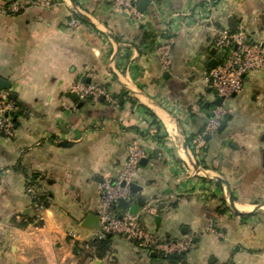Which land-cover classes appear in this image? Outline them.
I'll return each mask as SVG.
<instances>
[{
  "label": "crops",
  "instance_id": "crops-1",
  "mask_svg": "<svg viewBox=\"0 0 264 264\" xmlns=\"http://www.w3.org/2000/svg\"><path fill=\"white\" fill-rule=\"evenodd\" d=\"M44 1L7 14L0 0V77L21 106L13 136L0 135V264H264V68L225 100L228 119L203 151L190 145L217 107L211 49L226 30L264 43V0H151L139 16L113 0ZM73 10L86 17L70 27ZM76 83L103 87L104 98L75 100ZM124 89L134 102L118 99ZM132 145L146 157L127 210L152 203L160 226L143 215L146 229L192 237L181 261L119 234L102 258L75 252L73 234L92 239L84 223L97 214L100 184L118 177ZM31 175L46 198L39 224L25 191Z\"/></svg>",
  "mask_w": 264,
  "mask_h": 264
},
{
  "label": "built area",
  "instance_id": "built-area-1",
  "mask_svg": "<svg viewBox=\"0 0 264 264\" xmlns=\"http://www.w3.org/2000/svg\"><path fill=\"white\" fill-rule=\"evenodd\" d=\"M24 0H12L2 11L13 14L19 11ZM118 8L127 9L135 16L139 12L135 9L136 0H113ZM44 3L49 5V0ZM71 12L68 24L75 27L78 20ZM215 47L223 51V56L218 65L210 69L207 76V84L213 90L216 97L223 99V104L233 94L242 91L244 79L247 74L264 68V43L251 42L242 31L228 33L224 31L216 41ZM159 61L163 67L170 63V47L168 44L159 48ZM73 93L80 100L89 97H97L105 94L103 87L94 84L76 83L72 87ZM17 106L9 98L7 90H0V135L10 138L14 134V120L10 113H15ZM227 115V110L223 105L217 106L213 110V115L209 117L204 130L193 139L196 155L202 152L204 137L215 132L222 119ZM146 157V152L138 145L130 146L127 158L123 167L115 180L105 178L100 184V205L97 210L99 219V230H94L92 238H102L107 234H119L125 236L133 242L136 248L147 253H156L162 257L184 253L193 247V239L187 236L179 240H166L160 238L156 233L146 229L141 218L143 215L154 216L157 208L152 203L143 205L139 211L132 213L129 210L123 212L116 211L115 207L120 199L131 201L132 191L130 184L134 180L136 170L142 159ZM125 182L124 185L121 183ZM26 195L29 199L31 221L39 224L43 221V213L46 208L44 201L40 198L38 191L33 186L26 184ZM73 237L82 240L80 246L85 249L90 248L88 240H83L80 233H74Z\"/></svg>",
  "mask_w": 264,
  "mask_h": 264
},
{
  "label": "water",
  "instance_id": "water-1",
  "mask_svg": "<svg viewBox=\"0 0 264 264\" xmlns=\"http://www.w3.org/2000/svg\"><path fill=\"white\" fill-rule=\"evenodd\" d=\"M69 1L71 2V4H72L74 7H76V4H75V1H74V0H69ZM150 2H151V0H138L137 4H136V6H135V9H136L139 13H143V12L145 11L147 5H148ZM81 15H82L83 17H86L84 14H81ZM211 53L213 54V58H211L210 60H208V61L206 62V63H207V66H208L209 69H213L214 67H216V66L218 65L219 61L221 60L222 56H223V51H222V50H219V51H218L216 48H212V49H211ZM10 86H11L10 82H8V81L5 80L4 78H1V77H0V90H7V91H9V90H10ZM73 97H74L75 100H78V96H77L76 94H74ZM9 98H10L11 100L15 101V99H16V95H15L13 92L9 91ZM99 98H100V99H103V98H104V95H101ZM214 104H215L216 106L223 105V107H224L225 109H227V106L223 104V99H222V98L217 97V98L215 99V101H214ZM10 115L13 116V120L16 119V115H15L14 113L11 112ZM212 115H213V112H211V113L209 114V116H212ZM227 119H228V116H225V117L222 119V122H221V124H220V126H219V130H221V129L224 127V125H225ZM141 162H144V159L141 160ZM121 184L124 185L125 182H122ZM130 189H131V191H132L133 193H136V192L140 189V187H139L136 183L132 182V183L130 184ZM229 202H230V206L233 208V210L236 211V208L234 207V201H233V199H232L231 197L229 198ZM119 204H120V206H121L122 208H124V209H127V208L129 207V203H128V201H126V200H124V199H120V200H119ZM138 209H139L138 206H133V207H130V208H129L130 212H132V213H136V212L138 211ZM160 221H161V217L158 216V215H155V216H154V223H155V225H156V229H155L156 231H158V229H159ZM84 226H85L86 228H88V229H91V230H99V229H100V226H99V219H98V216H97L96 214H89V215L86 217V220H85ZM109 235H111V234H109ZM194 241H196V240H194ZM154 255H155V254H154ZM213 262H214V261H213ZM216 264H218V263H216Z\"/></svg>",
  "mask_w": 264,
  "mask_h": 264
},
{
  "label": "trees",
  "instance_id": "trees-1",
  "mask_svg": "<svg viewBox=\"0 0 264 264\" xmlns=\"http://www.w3.org/2000/svg\"><path fill=\"white\" fill-rule=\"evenodd\" d=\"M3 1H5V5L4 6L6 7L12 0H3ZM73 15L78 21H84L82 15L79 12H73ZM237 31L238 30H228L227 32L228 33H236ZM128 94H129V92L124 89L118 99L119 100H124L123 96H128ZM128 98L132 102H134L133 99L130 98L129 96H128ZM14 103L17 106V110L15 111V113L19 114L20 113L19 108H21L20 103L17 102L16 100L14 101ZM147 112L152 117L153 122L158 126V122H156L154 114L152 112H150L149 110ZM190 141H191L190 143H192L193 139H191ZM190 145L192 146L193 149L195 148L194 143L190 144ZM202 151H203V147H202ZM36 179H37L36 175H31V176L27 177V184L33 186L34 188H37ZM36 190L38 191V189H36ZM38 193H39L40 198L44 201L45 206H46L45 194L41 193L40 191H38ZM141 205H143V204H141ZM120 208H121L120 205H117L115 207L116 211H118V212L120 211ZM244 216H247V215L244 214ZM112 235L113 234H111V235L107 234V235H105L102 238H92V239H90L88 241V243L90 244V248L89 249H85V248H82L81 246H78V247L75 248V252L77 254L85 253L86 256H88V257L96 256V257L102 258L111 249ZM157 255H159V254H157ZM160 257H162V256H160ZM162 258L168 259V260H170L172 262H177V261H181L184 258V253L182 252V253H179V254H171V255H168V256H165V257H162Z\"/></svg>",
  "mask_w": 264,
  "mask_h": 264
}]
</instances>
